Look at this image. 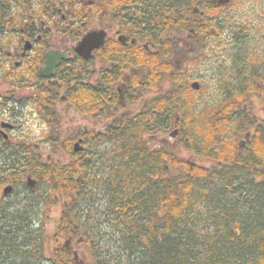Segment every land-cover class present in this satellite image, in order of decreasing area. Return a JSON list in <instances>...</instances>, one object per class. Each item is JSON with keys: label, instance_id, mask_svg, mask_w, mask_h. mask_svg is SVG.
Instances as JSON below:
<instances>
[{"label": "trees", "instance_id": "1", "mask_svg": "<svg viewBox=\"0 0 264 264\" xmlns=\"http://www.w3.org/2000/svg\"><path fill=\"white\" fill-rule=\"evenodd\" d=\"M235 28L230 66L219 68L229 75L219 83L224 99L199 109L194 95L172 100L180 142L209 165L149 146L154 116H118L86 142L84 157L60 167L42 164L36 144L0 139V264H78L66 245L50 249L70 235L90 250L84 264H264V123L247 107L264 95V51L250 46L249 24ZM167 123L158 125L166 131ZM253 126L241 147L239 135ZM8 184L14 190L4 196Z\"/></svg>", "mask_w": 264, "mask_h": 264}, {"label": "flooded vegetation", "instance_id": "2", "mask_svg": "<svg viewBox=\"0 0 264 264\" xmlns=\"http://www.w3.org/2000/svg\"><path fill=\"white\" fill-rule=\"evenodd\" d=\"M234 1L0 0V139L52 144L73 163L84 157L86 142L95 141L96 133L118 116L139 115L158 120V131L145 140L149 146L172 147L159 135L178 138L181 115L173 97L209 94L204 76H191L193 65L227 63L229 50L236 47L237 29L224 22L233 17L228 11ZM91 32L104 37L85 58L77 48ZM51 53L57 54L51 58L57 60L52 71L47 69ZM138 103L136 113L122 112ZM162 119L170 122L169 130L158 125ZM81 120L95 127L81 126ZM31 121L41 128L39 137H14ZM77 142L82 150L75 151ZM36 155L44 165L52 159L51 154ZM78 175L80 186L83 175ZM77 238H66V247Z\"/></svg>", "mask_w": 264, "mask_h": 264}, {"label": "rangeland", "instance_id": "3", "mask_svg": "<svg viewBox=\"0 0 264 264\" xmlns=\"http://www.w3.org/2000/svg\"><path fill=\"white\" fill-rule=\"evenodd\" d=\"M233 3H234V5H232L233 8L228 11V13L231 11V14L233 15V17H231L232 21L228 25L231 27L232 26L235 27L236 24L238 23L249 24L250 27L252 28V33L249 35V38L250 39L252 38L250 42V46L254 47L256 50L264 51V39H263L264 38V30H263L264 0H235ZM224 64H228V62ZM193 66H194L193 67L194 70L191 72L192 74L191 76H193L194 78H199L201 75H203L206 80V85L207 87H209V94L207 96H202V94L200 93L196 94L197 97H199L198 99L201 102V104H205V103L214 104L222 101L224 99V93L222 92L221 90L222 88H220L219 83L222 80H224V78H227L229 75L227 76L222 75L219 69L221 65H216L214 63H211L209 65H204V66L203 65L200 66L193 65ZM229 66L230 64H228L226 67ZM151 97H153V94H150L149 98ZM140 105L141 103H138L135 105V107H130L129 109L124 110L122 112L127 111L128 113L133 111L131 113H136L140 108ZM247 107L252 112V114L254 115L255 119H257V121L264 123V95L261 98H255L252 101V103H250L249 106ZM133 108H137V109L132 110ZM107 122H110V120L108 119L102 122L99 121L98 124H96V128L99 130L101 127H104ZM80 123L81 126H87L88 128H92V126L95 127L94 122L90 123L85 120H81ZM250 130L252 133H254L255 132L254 126L249 127L247 131L241 132V135H239L238 137V142H242L243 139L245 138L246 133ZM41 133L42 130L39 127V125L31 121V122H25L24 128L22 130L15 131V133L13 134L14 137H17V135L20 136L24 135L29 138H34V137H39ZM145 138L147 139V141H150V136L148 134L145 136ZM159 138L166 139L167 143H172L173 144L172 147L167 146V149H169L172 152H176L178 156L184 158L196 157V159L198 160L196 154L191 150H187L186 147L180 142L179 138H177L176 141H174V139L171 138V133L162 132L159 135ZM37 151L41 152L44 156H46L47 154H51L52 162L58 166H63V164L69 162L68 160L70 159L67 157V155H65V153H62V150H60L59 147L48 143L40 144ZM198 162L200 164H206V165L210 164V161L205 160L201 157L199 158ZM60 214H61V207H55L52 210L50 218L46 224V230L49 234H53L56 231V225L60 218ZM109 233L110 234H106V235L110 236L111 232ZM66 244H67L66 238L58 237L57 241H52L50 243V249L54 250L56 247ZM69 244L70 245L67 247V249L69 248V250H71L70 252L75 251L74 252V254L76 255L75 260L80 261V263L78 264H84V261H87V263H89L90 250L87 246L79 245L78 243H76L75 239Z\"/></svg>", "mask_w": 264, "mask_h": 264}, {"label": "water", "instance_id": "4", "mask_svg": "<svg viewBox=\"0 0 264 264\" xmlns=\"http://www.w3.org/2000/svg\"><path fill=\"white\" fill-rule=\"evenodd\" d=\"M228 1V0H227ZM104 37V34L103 33H96V32H91V33H88L84 36V38L82 39V41L80 42L77 50L79 52L82 53V55L85 57V58H89L90 57V53L93 49H95L96 47H99V45L102 43V39ZM56 54V53H55ZM55 54L51 53V54H48V60H47V69L52 71L53 68L56 66L57 64V60L55 61H51V58L55 56ZM57 55V54H56ZM46 69V70H47ZM5 137L7 138V136L5 135ZM78 150H82V147L80 146V142H77L75 144V151H78ZM26 183L27 185L32 188V189H35L36 186H37V180L34 179L31 175H28L27 178H26ZM13 190V186L12 185H7L4 187L3 189V194L4 195H8L12 192ZM76 257V256H75Z\"/></svg>", "mask_w": 264, "mask_h": 264}]
</instances>
